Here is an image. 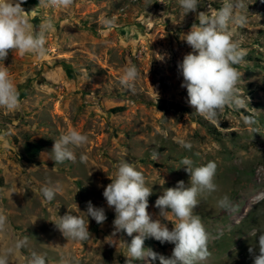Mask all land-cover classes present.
<instances>
[{
	"label": "rangeland",
	"instance_id": "rangeland-1",
	"mask_svg": "<svg viewBox=\"0 0 264 264\" xmlns=\"http://www.w3.org/2000/svg\"><path fill=\"white\" fill-rule=\"evenodd\" d=\"M224 2L199 0L197 12L185 14L178 0H74L67 9L25 0L28 20L39 27L51 17L55 30L46 34L44 57L12 50L4 61L21 106L13 112L0 108V213L8 218L0 250L26 240L9 264H27L33 251L45 255L47 264H61L63 258L74 264H159L127 256L132 237L112 236L115 212L103 191L119 164L132 163L152 187L148 212L171 230L175 217H160L155 201L178 181L189 186L180 163L184 157L194 166L217 164V190L198 196L194 209L210 234L212 255L201 264H254L249 248L257 247L264 232V0H243L246 25H230L233 40L246 50L235 66L242 73L241 106H228L217 123L209 122L187 103L178 71L192 51L182 38L199 23L197 13L211 15ZM113 19L108 28L104 21ZM133 65L139 76L128 89L120 79ZM119 107L125 110L113 112ZM69 129L87 134L89 141L74 149L75 162L54 163V140ZM181 139L191 150L181 147ZM36 144L43 150L31 159L28 151ZM48 183L61 188L51 202L38 191ZM224 196L231 201L229 210L218 206ZM89 201L105 209L102 225L84 213ZM69 213L89 220V240L67 239L57 229L53 222ZM144 247L170 257L174 245L147 238Z\"/></svg>",
	"mask_w": 264,
	"mask_h": 264
},
{
	"label": "clouds",
	"instance_id": "clouds-1",
	"mask_svg": "<svg viewBox=\"0 0 264 264\" xmlns=\"http://www.w3.org/2000/svg\"><path fill=\"white\" fill-rule=\"evenodd\" d=\"M25 0H0V108L9 112L16 111L21 106L17 85L10 78L8 68L4 61L12 50H18L19 55L26 53L44 57L47 54L46 34L55 30L51 17L41 21L35 27L27 18L28 12L22 8ZM185 14L197 12L199 0H178ZM74 0H39V5L44 7L67 9ZM38 5V6H39ZM246 6L243 0H225L222 7L211 15L200 11L197 13L198 24L194 23L190 31L183 36V40L191 47L192 51L185 54L178 63V71L183 77L182 88L187 90V103L195 112L209 122H218V116L226 107H239L244 101L240 98L238 81L240 73L235 67L246 56V50L241 47V42L233 40L235 27H243L247 17L241 11ZM33 11V10H32ZM104 24L111 28L113 20H105ZM230 25L232 27L230 29ZM38 28V30H37ZM162 59V57H160ZM139 76L137 68L133 65L126 67L121 76L122 86L133 89L134 82ZM247 119V118H246ZM89 141L87 134H82L75 129H69L54 140L51 153L53 161L62 164L65 161L75 162L77 157L74 149L86 145ZM181 147L191 150L192 144L179 140ZM159 152L154 149L152 160H158ZM88 160L86 154L80 155V162ZM180 163L188 173L189 186L183 180L178 181L175 187L164 189L163 194L155 201L159 209V216L167 220L169 215L175 217L171 230L160 219H153L148 212L149 197L152 187L146 185L144 174L129 162L119 164L115 178L109 177L111 183L104 187L103 197L109 208L114 209V231L112 236L123 232L132 237L127 244V256L134 260L147 258L148 262L159 260V264H201L211 257L208 250L210 234L207 232L201 217L194 214V209L199 206L198 196L211 194L217 190L214 183L217 164L209 161L206 165L194 166L189 157H184ZM165 180L162 179L163 186ZM47 202H51L60 186L50 183L38 189ZM218 206L229 210L232 207L228 196L218 201ZM87 218L91 217L97 224H103L106 219L105 209L95 207L92 202L87 204L84 212ZM57 229L67 238L76 241L90 239L89 220L78 215L65 214L53 222ZM8 218L0 213V235L7 231ZM136 234L133 236V234ZM153 238L163 243L174 245L170 257H165L145 248V240ZM26 245V240H17L12 246L0 250V264H9V258ZM258 248L259 254L254 250ZM254 264H264V232L258 236L257 247H250ZM27 264H47L46 256L32 252ZM61 264H74L72 258H63ZM126 264H131L126 260Z\"/></svg>",
	"mask_w": 264,
	"mask_h": 264
},
{
	"label": "trees",
	"instance_id": "trees-1",
	"mask_svg": "<svg viewBox=\"0 0 264 264\" xmlns=\"http://www.w3.org/2000/svg\"><path fill=\"white\" fill-rule=\"evenodd\" d=\"M124 110H125L124 107H119V108L113 109V112L119 113V112H123ZM42 150H43V146L36 144L31 149H29L28 154L31 159H34L40 154Z\"/></svg>",
	"mask_w": 264,
	"mask_h": 264
}]
</instances>
